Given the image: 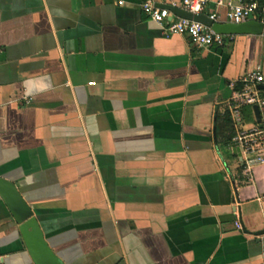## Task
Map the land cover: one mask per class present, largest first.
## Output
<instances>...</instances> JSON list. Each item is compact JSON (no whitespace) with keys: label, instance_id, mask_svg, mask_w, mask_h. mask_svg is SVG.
I'll return each instance as SVG.
<instances>
[{"label":"crops","instance_id":"0c3cea01","mask_svg":"<svg viewBox=\"0 0 264 264\" xmlns=\"http://www.w3.org/2000/svg\"><path fill=\"white\" fill-rule=\"evenodd\" d=\"M147 1L181 7L0 0V179L30 211L0 193L4 264H264V162L233 140L264 34L200 47Z\"/></svg>","mask_w":264,"mask_h":264},{"label":"built area","instance_id":"2783aa9c","mask_svg":"<svg viewBox=\"0 0 264 264\" xmlns=\"http://www.w3.org/2000/svg\"><path fill=\"white\" fill-rule=\"evenodd\" d=\"M211 1L214 2L215 8L208 16L214 21L241 23L255 19L264 23V0H181V8L193 13H202ZM143 8L152 20L163 27L167 35L186 34L200 47L223 43L224 35L216 33L201 22L181 17L173 18L167 7H158L147 1ZM239 82L243 88L236 94L238 101L233 104L234 120L241 124L240 107L243 102H256L261 116L259 123L241 127L233 139L241 159L250 169L264 162V97L253 92V86L264 84V75L259 70H251L246 72ZM26 101L29 102L30 98ZM0 264H4L1 254Z\"/></svg>","mask_w":264,"mask_h":264},{"label":"water","instance_id":"95a60500","mask_svg":"<svg viewBox=\"0 0 264 264\" xmlns=\"http://www.w3.org/2000/svg\"><path fill=\"white\" fill-rule=\"evenodd\" d=\"M175 15L181 18H186L201 22L206 26L211 27L216 33L222 35H234V34H264V23L255 19H250L241 23L231 22H218L211 19L208 15L203 13H193L187 11L181 7L168 6ZM255 111L258 120H260V114L258 107L255 106ZM0 193L5 197L11 207L12 212L16 216L18 221H21L29 215V209L26 207L23 201L16 195L12 185L6 183L0 179Z\"/></svg>","mask_w":264,"mask_h":264}]
</instances>
